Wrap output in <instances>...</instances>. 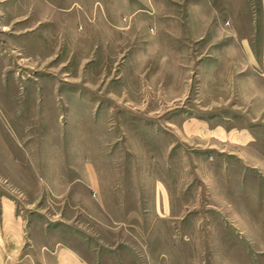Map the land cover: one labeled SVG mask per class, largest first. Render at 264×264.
<instances>
[{
  "label": "rangeland",
  "instance_id": "1",
  "mask_svg": "<svg viewBox=\"0 0 264 264\" xmlns=\"http://www.w3.org/2000/svg\"><path fill=\"white\" fill-rule=\"evenodd\" d=\"M0 195L91 264H264V0H0Z\"/></svg>",
  "mask_w": 264,
  "mask_h": 264
},
{
  "label": "crops",
  "instance_id": "2",
  "mask_svg": "<svg viewBox=\"0 0 264 264\" xmlns=\"http://www.w3.org/2000/svg\"><path fill=\"white\" fill-rule=\"evenodd\" d=\"M64 232L48 230L24 214L15 199L0 195V264H91L76 240L55 236Z\"/></svg>",
  "mask_w": 264,
  "mask_h": 264
}]
</instances>
